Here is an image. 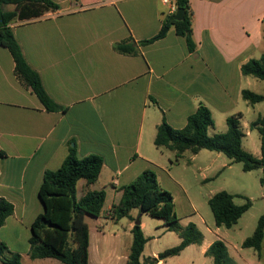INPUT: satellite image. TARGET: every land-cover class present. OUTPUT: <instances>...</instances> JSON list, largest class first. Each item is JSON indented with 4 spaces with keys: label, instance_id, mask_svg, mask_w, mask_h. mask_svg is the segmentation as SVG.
<instances>
[{
    "label": "crops",
    "instance_id": "crops-1",
    "mask_svg": "<svg viewBox=\"0 0 264 264\" xmlns=\"http://www.w3.org/2000/svg\"><path fill=\"white\" fill-rule=\"evenodd\" d=\"M52 1L59 5L57 11L14 21L11 28L26 61L60 106L57 111H47L33 90L19 80L11 53L0 45V150L6 153L0 160V197L14 205L13 215L0 232L19 226L31 229L34 219L43 212L38 191L44 172L57 170L71 149L79 158L95 154L103 159L95 183L79 180L77 197L81 182V197L89 191L104 190L106 205L108 195H112L111 204L96 218L97 227L102 223L109 227L110 222H116L109 211L120 201L121 188L143 171L154 170L161 186L159 173L174 181L168 161L175 153L157 148L154 143L163 120L175 129L184 128L188 117L204 104L215 123L209 135L225 132L227 118L237 113L243 115V132L247 125L246 137L251 138L256 131L250 129V124L264 112L243 125L250 108L255 110L258 104L249 105L242 91L259 93L257 88H250L257 86L254 80L258 79L244 76L241 67L264 54V0H189L196 44L193 52L174 26L165 27L174 14L173 3ZM5 9L13 11L14 6L6 5ZM165 28L160 39L142 44ZM130 40L136 54L115 49L117 43ZM259 141L258 147L252 143L254 151L250 153L255 157H261L260 135ZM203 151L193 154L192 160ZM131 213L126 217L130 233L135 225ZM88 226L89 264H126L129 253L119 249L121 232L112 234L98 228L93 234ZM141 227L144 230V221ZM13 231L18 236L19 232ZM1 242L6 244L3 239ZM212 243H206L204 237L202 244H192L180 255L157 264L201 263L203 257H208L205 253ZM160 253L153 251L141 260L158 258Z\"/></svg>",
    "mask_w": 264,
    "mask_h": 264
},
{
    "label": "trees",
    "instance_id": "trees-1",
    "mask_svg": "<svg viewBox=\"0 0 264 264\" xmlns=\"http://www.w3.org/2000/svg\"><path fill=\"white\" fill-rule=\"evenodd\" d=\"M6 5H13V11H7ZM176 9H183L185 16L176 21L174 14L169 16L165 27L174 26L178 36L185 39L189 51L196 50L192 31V12L189 0H174ZM59 5L52 0H0V45L7 48L15 63V74L27 87L31 88L47 111H57L60 106L47 94L40 75L26 61L21 46L11 28L14 21H25L42 16L48 11H57ZM264 22V20H263ZM159 34L142 44H151L160 39ZM264 41V27H263ZM115 49L123 54H136L138 51L132 40L120 42ZM244 76L264 81V54L251 59L241 67ZM242 98L254 106L264 102V94L243 90ZM242 113L229 116L226 120L227 130L209 135V129L215 123L210 109L201 104L195 113L187 119L184 128L175 129L165 120L158 126L155 146L175 153L177 163L185 152L198 154L201 150L223 153L233 162L242 163L246 172L261 169V185L264 188V114L250 124L261 139V157H255L243 147L241 125ZM6 153L0 150V160ZM103 167V159L95 154L79 158L75 149H71L63 164L57 170H46L40 185L38 196L43 205L40 213L31 225L29 256L32 259L53 258L63 264H89V226L85 216L98 218L103 213L106 201L104 190L89 191L83 197H77V184L85 180L87 184L95 183ZM122 197L109 211L114 220L130 217L131 211L162 219L168 232L177 233L181 242L168 248L156 257L141 260L148 242L140 224L133 226L132 244L126 264H157L160 260L178 256L192 244H202L204 236L194 223L186 226L180 224L175 211L171 192L163 188L154 170L143 171L133 182L121 188ZM235 195L227 191L214 194L208 205L212 211L217 227L232 228L252 206L249 199L242 205L234 202ZM14 213V205L0 197V228ZM264 240V215L260 217L253 234L246 238L242 246L253 248L260 255ZM9 254V257L6 256ZM206 256L211 257L212 264H235L231 261L227 245L222 240L214 241L207 249ZM0 262L2 264H23L21 255L10 251L5 243H0Z\"/></svg>",
    "mask_w": 264,
    "mask_h": 264
},
{
    "label": "rangeland",
    "instance_id": "rangeland-1",
    "mask_svg": "<svg viewBox=\"0 0 264 264\" xmlns=\"http://www.w3.org/2000/svg\"><path fill=\"white\" fill-rule=\"evenodd\" d=\"M254 81H257V86L253 84L250 88H257L259 94H264V81ZM257 107L255 110L250 108L243 120V125L246 121L249 122L256 118L259 112H264V102L258 104ZM216 120L219 125L221 123L219 117L216 116ZM244 126V132L246 133L248 131L246 129L247 125ZM212 129L209 130L212 131ZM253 141L258 147L260 141L257 131H253L251 138L246 136L243 138V147L248 152L254 151ZM165 153L171 152L165 150ZM192 156V153L185 152L183 157L176 163L174 154H171V161H168V166L174 181L159 173L162 185L168 188L167 190L173 195L175 211L180 224L182 226L189 223L196 224L205 237L206 243L222 240L228 247L231 261L235 264H264V261L259 259V254L255 249L242 246L244 240L253 234L260 217L264 215V188L260 182L263 175L262 170L256 169L246 172L243 170L242 163L231 161L223 153L218 154L204 150L195 160H192ZM82 190L83 182L79 185L78 197L82 196ZM220 191H227L235 195L234 202L237 205L244 204L246 199H249L252 203L251 208L230 229L216 226L208 205V199ZM111 200L112 195H108L107 203L104 205L105 210L107 204H111ZM131 215L135 217V223L138 220L141 223L142 221L145 222L143 231L149 240L144 248L142 258L147 257L153 251L162 252L179 244L178 235L168 232L162 219L140 213L138 209L133 210ZM103 219L101 217V221ZM85 221L90 225L93 234L96 233L95 230H98V228L112 234L120 231L121 244L119 249L126 254L130 252L132 234L129 232L128 225L130 221L128 218L110 222L109 227L105 223L97 227L96 218L90 215L85 216ZM13 230L19 232L18 236ZM31 235V229L28 230L26 227L19 226L15 229L0 232V240H5L12 252L22 254L23 264H54L56 262L62 264L60 261L51 258L48 260L30 258L27 249V238ZM197 251L199 253V248H197ZM6 256L9 257V254L6 253ZM202 261L196 264H212L211 257H203ZM0 264L2 263L0 262Z\"/></svg>",
    "mask_w": 264,
    "mask_h": 264
},
{
    "label": "water",
    "instance_id": "water-1",
    "mask_svg": "<svg viewBox=\"0 0 264 264\" xmlns=\"http://www.w3.org/2000/svg\"><path fill=\"white\" fill-rule=\"evenodd\" d=\"M184 16H185V11H184L183 9H176V11H175V13H174V19H175L176 21H180V20H182V19L184 18ZM166 31H167V28H165V29L163 30L162 35L165 34ZM140 223H141L140 220H138V221L136 222V224H140Z\"/></svg>",
    "mask_w": 264,
    "mask_h": 264
},
{
    "label": "built area",
    "instance_id": "built-area-1",
    "mask_svg": "<svg viewBox=\"0 0 264 264\" xmlns=\"http://www.w3.org/2000/svg\"><path fill=\"white\" fill-rule=\"evenodd\" d=\"M163 2L164 3H173L174 4V0H163ZM173 12L175 13V11H176V7L175 6H173Z\"/></svg>",
    "mask_w": 264,
    "mask_h": 264
}]
</instances>
